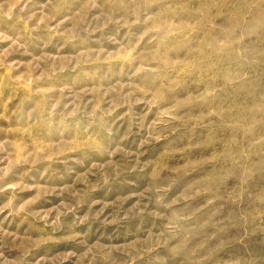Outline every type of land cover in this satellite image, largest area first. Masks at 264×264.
<instances>
[{
	"label": "rangeland",
	"instance_id": "1",
	"mask_svg": "<svg viewBox=\"0 0 264 264\" xmlns=\"http://www.w3.org/2000/svg\"><path fill=\"white\" fill-rule=\"evenodd\" d=\"M0 264H264V0H0Z\"/></svg>",
	"mask_w": 264,
	"mask_h": 264
}]
</instances>
